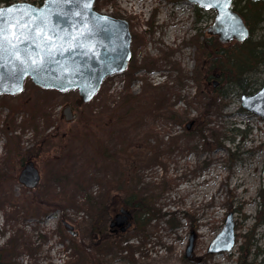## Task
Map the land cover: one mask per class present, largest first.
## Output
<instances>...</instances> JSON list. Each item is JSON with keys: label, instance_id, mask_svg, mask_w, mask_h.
I'll use <instances>...</instances> for the list:
<instances>
[{"label": "rangeland", "instance_id": "rangeland-1", "mask_svg": "<svg viewBox=\"0 0 264 264\" xmlns=\"http://www.w3.org/2000/svg\"><path fill=\"white\" fill-rule=\"evenodd\" d=\"M97 7L117 12L140 39L133 42L132 36L131 68L105 78L93 99L76 107L74 122L60 121L59 112L76 91L42 89L27 79L20 93L0 94L4 261L238 264V244L231 254L206 253L232 210L238 243L243 235L253 236L262 254L264 224L253 228L263 218L264 120L241 109L243 92L230 93L219 113L203 116L213 89L225 86L218 69L209 79L198 70L199 34L213 12L200 17L184 0H97ZM256 35L251 39L260 38ZM246 73L248 87L264 82V65L248 63ZM234 129L242 131L241 137ZM27 158L40 175L32 190L17 182ZM132 190L155 191L149 200L153 215L148 220L134 213V229L114 236L109 217L96 222L99 211L114 214ZM135 220L144 225L138 227ZM191 233L193 251L185 257ZM248 262L259 264V259Z\"/></svg>", "mask_w": 264, "mask_h": 264}, {"label": "water", "instance_id": "water-1", "mask_svg": "<svg viewBox=\"0 0 264 264\" xmlns=\"http://www.w3.org/2000/svg\"><path fill=\"white\" fill-rule=\"evenodd\" d=\"M184 1L214 12L207 31L217 36L220 42H242L248 37V29L241 16L231 8V0ZM94 2L44 0L39 6L28 2L0 6L4 10L0 27L7 33L12 32L16 21H27V27L16 30L18 39L13 40L9 35L8 40L11 42L0 47V94L20 93L25 79H29L44 89L61 92L75 90L76 103L81 104L92 99L103 79L123 72L131 56L128 22L97 12ZM86 29L90 31L85 36L77 41L72 40V37L79 36ZM241 32L244 34L241 35ZM240 106L246 112L264 119V84L252 94H242ZM64 115L67 122L76 118L69 105L62 108L60 117L64 118ZM191 124H186V128L189 129ZM39 178L37 168L28 159L17 176V182L32 189L38 184ZM129 217L128 210L120 209V214L110 222V228L121 227V231H124L123 224ZM63 224L72 228L65 222ZM193 239L191 233L185 256L192 252ZM234 244L233 213L228 212L221 230L210 241L207 252H229Z\"/></svg>", "mask_w": 264, "mask_h": 264}, {"label": "trees", "instance_id": "trees-1", "mask_svg": "<svg viewBox=\"0 0 264 264\" xmlns=\"http://www.w3.org/2000/svg\"><path fill=\"white\" fill-rule=\"evenodd\" d=\"M13 1L14 0H0V4L7 5ZM231 6L232 9L242 17L246 27L248 28L249 36L240 43H221L216 37L208 34L207 31L200 32L199 35L203 38L197 43L198 51H200V60L198 64L199 76L202 74L205 76V79H209L211 77L210 71L216 68L220 71L219 78L225 82L224 88H216L213 90V96L209 98V101L203 104L204 117L209 113H219V111L226 105V101L228 100L230 93L243 92L245 94L255 91L257 88H254L252 85L251 87H248L247 85V81H249V77L246 73L247 65L248 63L251 65L254 64L256 68L260 65H264V0L259 2H253L251 0H232ZM94 8L99 10L97 7V0ZM194 9L195 13L201 14L200 17H204V11L197 7H194ZM112 16L123 18L117 12L112 13ZM259 28L261 29V33L256 35ZM131 33L134 38L133 42H137V40L140 39L139 35L133 33L132 31ZM254 33L258 36V38H260L251 39L255 37ZM203 67L207 68V75L203 72ZM212 109H214L213 112ZM174 117L175 115L173 114L169 115V119H173ZM234 130L237 131L238 135L241 137L242 131L238 129ZM244 137H246V135H244ZM215 139L217 140L218 138ZM152 193V195H144V192L139 194V192H134V190H132L131 193H128L123 198V206H125L126 209H129L133 213V216L134 213L141 212L142 217H145L146 215V219L150 220L153 215L154 208L149 206V200L153 197V195H155V191ZM99 214L100 216L96 219V222L104 223L103 216L105 215L107 218L108 211L102 209V211H99ZM262 214L263 218L255 225L253 230L257 226L264 224L263 209ZM135 222L138 227L144 225L143 221L137 222L135 220ZM88 227L92 230L94 228V224L90 222ZM242 237L244 238L243 241L239 243L236 248V262H238V264H250V262H248V258H250L254 261L260 259L259 263L264 264V254H260L259 247L256 246V241L253 242V236L250 237L249 235H243ZM238 238L239 237L236 236V242H238ZM252 248L255 249V251L251 252ZM0 264H10L9 262L4 261L3 252L1 250Z\"/></svg>", "mask_w": 264, "mask_h": 264}, {"label": "snow or ice", "instance_id": "snow-or-ice-1", "mask_svg": "<svg viewBox=\"0 0 264 264\" xmlns=\"http://www.w3.org/2000/svg\"><path fill=\"white\" fill-rule=\"evenodd\" d=\"M209 6H211V5H209ZM3 12H4V10L0 9V19H3ZM102 19H107V18H102ZM22 27H27V21L26 20L16 21V23L12 26V32L11 33H7L3 27H0V47H2L4 43H10L11 42L8 40L9 35H11L13 40L18 39V34H17L16 30L20 29ZM89 31L90 30L86 29L85 32H81L79 34V36L72 37V40L73 41L79 40L81 37L85 36ZM243 34L244 33L241 32V35H243ZM41 35L43 36V33H41ZM33 63L35 64V61H33Z\"/></svg>", "mask_w": 264, "mask_h": 264}, {"label": "flooded vegetation", "instance_id": "flooded-vegetation-1", "mask_svg": "<svg viewBox=\"0 0 264 264\" xmlns=\"http://www.w3.org/2000/svg\"><path fill=\"white\" fill-rule=\"evenodd\" d=\"M251 1H253V2H259V1H261V0H251ZM214 36V35H213ZM215 37V36H214ZM209 83V82H208ZM210 84H211V82H210ZM264 84V82L259 86V87H261L262 85ZM213 85H214V83H213ZM74 104H76V100L75 101H73V100H68V101H66V103H65V105H69L70 106V108L72 109V111L73 112H75L76 111V107L74 106ZM60 112H59V118H60ZM66 114H70V113H66ZM61 119V118H60ZM64 119H65V115H64ZM62 120V119H61ZM120 212V208L118 209V211L117 212H115L114 214H110V211H108V217H109V222L110 221H112L117 215H119L118 213ZM131 215H130V219L128 220V221H126L125 223H124V227L128 224V222H130L131 223V225L128 227V228H126L124 231H123V233H126V232H128V231H130L131 229H134V226H133V219H134V217H133V215H132V213H130ZM109 222H108V225H109ZM108 229H109V226H108ZM122 231H121V227H113L112 229H109V233L110 234H112V235H114V236H121L123 233H121Z\"/></svg>", "mask_w": 264, "mask_h": 264}, {"label": "bare ground", "instance_id": "bare-ground-1", "mask_svg": "<svg viewBox=\"0 0 264 264\" xmlns=\"http://www.w3.org/2000/svg\"><path fill=\"white\" fill-rule=\"evenodd\" d=\"M139 6H140V4H137L136 9H138ZM178 17L180 18L181 16L179 15ZM173 34H174V31H173V30L170 31V32L168 33L167 40H169V39L173 36Z\"/></svg>", "mask_w": 264, "mask_h": 264}]
</instances>
